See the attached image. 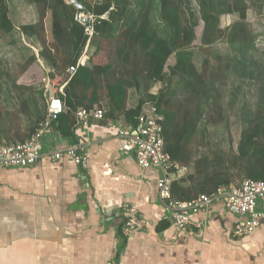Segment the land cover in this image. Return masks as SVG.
<instances>
[{
    "label": "crops",
    "instance_id": "crops-1",
    "mask_svg": "<svg viewBox=\"0 0 264 264\" xmlns=\"http://www.w3.org/2000/svg\"><path fill=\"white\" fill-rule=\"evenodd\" d=\"M25 45L34 53L21 47V60L32 55L35 60L24 73H41L48 82L40 87L56 96L63 93L71 77L60 81L61 73L49 76L53 71L38 48ZM80 57L85 62L83 54ZM15 86L37 90L39 84L11 83V133L0 135L11 142L28 135ZM102 87L105 90L104 79L99 104ZM45 97L47 105V93ZM138 99L129 89L126 108L134 107ZM132 127L120 112L114 117L106 112L87 127L75 125L71 138L62 136L54 123L42 135L43 150L33 165L0 166V264H264V219L252 233L235 235L233 227L242 217L229 212L222 200L193 214L197 225L179 229L172 224L157 187L163 172L137 165L126 136L119 134ZM76 143L84 146L86 170L66 154L53 159L55 151ZM174 164L168 177L173 185L180 182L187 189L190 182L181 180L190 171ZM173 195L180 199L179 193ZM123 201L137 209L135 228L128 236L121 234L123 217L115 212ZM257 210L264 213V196L257 199Z\"/></svg>",
    "mask_w": 264,
    "mask_h": 264
},
{
    "label": "trees",
    "instance_id": "trees-1",
    "mask_svg": "<svg viewBox=\"0 0 264 264\" xmlns=\"http://www.w3.org/2000/svg\"><path fill=\"white\" fill-rule=\"evenodd\" d=\"M25 1L35 6L38 13L37 21L15 26L10 17L8 0H0V32L12 34L15 27L19 28L21 33L29 39V44L38 48L39 55L51 67L53 71L49 74L51 77L56 74L55 72L61 73V70L64 71L69 65L76 64L86 46L87 35L83 26L74 20L75 6L64 0ZM75 1L94 15L107 14L106 19H98L99 22L95 25L94 35L88 45L93 42L92 39L97 34L110 36L117 29H122L121 34L124 35V39L118 52L126 53L124 59L128 61L131 58L130 53L135 55L132 49L138 47L144 57L143 70L147 88L156 82L177 77L181 92L188 91L194 96L198 94V85L203 82V76L196 67L193 52L190 49L195 38L196 21L185 23L182 18L185 10H189V17L192 16L191 0H135V5L132 0H101L93 4L85 0ZM210 1L215 3L213 9L218 10L216 0ZM217 2L222 4L225 1L217 0ZM154 4L158 7V16L162 22L160 26H157L156 22L153 23L154 16L151 12ZM239 10L240 17L244 18L245 10L243 8ZM46 21H48L47 24ZM203 38L205 41H210L206 33ZM236 41L238 39L234 27L230 34V43L233 44ZM25 47L31 51L30 53H34L31 48ZM241 53L246 52L241 51ZM170 55H174V62L167 73L165 68ZM34 60L35 56L32 55L23 63V70ZM241 64L245 68L246 64L244 62ZM110 71V64H106L102 67L101 73H97L91 59L78 64L75 73L65 85L63 93H58L67 107L66 113H62L54 122L62 136L66 138L74 136L75 118L72 112L77 107L90 108L99 104L97 103L100 91L99 74L105 81L107 115L114 117L115 113L120 112L132 126L136 125L137 116L146 100L139 98L136 105L130 108H126V100L129 88L139 87V77L137 73H134L135 71L130 79L120 70ZM1 78L2 75H0V101H5L6 105L0 111V135L7 136L9 132L11 133V86L1 81ZM15 88L14 91L27 89L32 92L33 90L17 86ZM39 94L42 95V90H39ZM148 99H155L152 103L163 115L164 150L173 162L182 163L188 156L186 146L194 135L196 127L194 113H200V106H197L193 114L185 110L181 123H177L176 110L172 108L170 98L162 90L159 93L148 94ZM18 100V111L26 114L25 126L27 138H29L38 122L45 117L46 107L41 110L38 99L32 93ZM258 104V113L254 117L245 119L236 150L224 154V157L222 154L221 156L215 154V163L207 168L208 170L187 174L181 180L190 182L187 189L180 185V182L175 185L172 182V197L173 193H179L177 198L189 200L199 193L209 194L219 186L230 185L241 176L242 179L264 180V96L260 98ZM8 137L11 139V136ZM217 166L221 167L217 168ZM185 192L188 195L184 196Z\"/></svg>",
    "mask_w": 264,
    "mask_h": 264
},
{
    "label": "rangeland",
    "instance_id": "rangeland-1",
    "mask_svg": "<svg viewBox=\"0 0 264 264\" xmlns=\"http://www.w3.org/2000/svg\"><path fill=\"white\" fill-rule=\"evenodd\" d=\"M69 3V0H64ZM91 4L101 0H85ZM135 5V0H132ZM217 4L218 10H214L210 0H191L190 10L182 13L185 23L196 21L194 27L195 38L190 46L196 67L203 76V82L199 83L198 94L195 96L188 91L181 92L178 78H168L163 82H156L147 88L144 78V57L138 47L130 53V59H124L126 53L118 52L123 43L122 29H117L112 35L97 34L93 42L83 49L82 61L91 59L92 66L97 73H101L102 67L110 64L111 71H122L127 78H131L133 71L139 77V87H131L130 93L135 97L145 99L152 103L155 99H148V94L162 92L170 98L172 108L176 110V122L181 123L185 110L194 113L200 106V113L195 114L196 127L194 135L186 146L187 159L180 165L187 166V172L194 173L205 171L215 163L214 156L232 153L236 150L242 126L247 117H254L258 113V103L264 96V0H223ZM9 12L15 26L33 23L38 19L35 6L25 0H8ZM239 8L245 10V17H240ZM157 26L162 24L158 16V7L154 4L151 12ZM46 24L48 21L45 22ZM236 25V26H235ZM235 27L238 41L230 43V34ZM210 37V41L204 40V35ZM29 39L21 33L19 28L11 34L0 32V75L1 81L10 86L13 82H32L37 90L32 92L27 89L14 91L15 96L25 98L28 93L36 96L39 107H46V79L44 75L23 70V57L21 47L29 44ZM244 51L246 53H241ZM174 62V55H170L166 72ZM246 64L245 68L241 64ZM110 71V72H111ZM61 79L72 77L66 69L58 75ZM98 79L103 82V76ZM213 79V82H211ZM58 78L53 79V87L56 89ZM40 84L45 85L43 88ZM5 85V84H4ZM39 90H42L40 96ZM57 92V89L55 90ZM174 91V93H173ZM176 91V92H175ZM102 99L100 105L107 108L106 92L102 87ZM6 105L0 101V111ZM208 157L206 160L205 158ZM221 166H217L219 168ZM188 173V174H189ZM237 178L231 184L238 183Z\"/></svg>",
    "mask_w": 264,
    "mask_h": 264
},
{
    "label": "built area",
    "instance_id": "built-area-1",
    "mask_svg": "<svg viewBox=\"0 0 264 264\" xmlns=\"http://www.w3.org/2000/svg\"><path fill=\"white\" fill-rule=\"evenodd\" d=\"M76 8L74 20L83 26L87 35L86 47L94 35L95 25L100 19H106L107 14L94 15L87 11L75 0H69ZM81 60L78 58L76 64L66 68L67 73L72 76ZM65 111L63 101L50 91H47L46 114L38 122L33 134L22 141H7L0 137V166L16 167L31 166L40 157L43 150L42 135L49 130L53 123ZM107 109L100 104L90 108L77 107L74 110L75 125L87 127L91 119H102ZM163 115L158 107L150 102L144 103L137 116V123L130 130H119L120 135L127 138V145L133 150V156L142 168L156 166L161 169L163 176L158 179L157 187L160 200L168 207L172 224L181 229L191 225H197L192 220V215L206 211L213 201L222 200L226 209L242 217L233 227V234L245 235L252 233L264 219V213L257 210V199L264 196V180L242 179L237 185L230 184L219 186L212 193H199L189 200H180L171 195L172 180L168 177V171L175 168L170 155L164 150V137L162 131ZM67 155L72 161L86 170L88 157L84 152L82 143H76L55 151L53 159L57 160L62 155ZM122 218L121 234L128 236L135 228L137 209L128 201H123L115 210Z\"/></svg>",
    "mask_w": 264,
    "mask_h": 264
}]
</instances>
